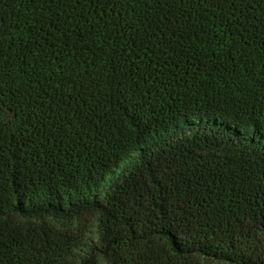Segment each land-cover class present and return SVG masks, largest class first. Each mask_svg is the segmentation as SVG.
<instances>
[{
    "label": "trees",
    "instance_id": "obj_1",
    "mask_svg": "<svg viewBox=\"0 0 264 264\" xmlns=\"http://www.w3.org/2000/svg\"><path fill=\"white\" fill-rule=\"evenodd\" d=\"M98 258L264 264V0H0V264Z\"/></svg>",
    "mask_w": 264,
    "mask_h": 264
},
{
    "label": "rangeland",
    "instance_id": "obj_2",
    "mask_svg": "<svg viewBox=\"0 0 264 264\" xmlns=\"http://www.w3.org/2000/svg\"><path fill=\"white\" fill-rule=\"evenodd\" d=\"M23 222H30L37 227L49 228L55 233L61 235L75 236L82 238L89 243L88 240H92L94 243L97 238L98 228L97 219L93 214H84L78 217L68 219H56L49 216L40 218L28 219ZM190 260V259H188ZM199 264H223L210 260L198 259ZM96 264H104L102 259L98 258ZM179 264H183L182 260H179Z\"/></svg>",
    "mask_w": 264,
    "mask_h": 264
}]
</instances>
